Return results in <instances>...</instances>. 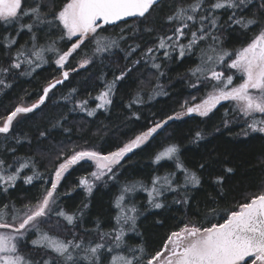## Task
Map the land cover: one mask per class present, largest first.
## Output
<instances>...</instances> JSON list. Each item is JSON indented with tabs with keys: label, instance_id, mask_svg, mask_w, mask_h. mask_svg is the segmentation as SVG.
I'll return each mask as SVG.
<instances>
[{
	"label": "snow or ice",
	"instance_id": "snow-or-ice-1",
	"mask_svg": "<svg viewBox=\"0 0 264 264\" xmlns=\"http://www.w3.org/2000/svg\"><path fill=\"white\" fill-rule=\"evenodd\" d=\"M53 65L35 102L22 96L0 112V264H264V160L254 188L229 201L236 168L209 153L193 169L169 136L149 158L154 166L171 162L170 170L154 167L147 179L119 182L133 156L185 117L211 118L223 109L217 132L238 126L237 138L264 135V0H0V94ZM179 65L185 70L170 75ZM129 81L134 87L110 150L83 147L70 135L58 140L72 132L63 114L34 132L17 130L64 88L59 100L70 112L108 113ZM177 81L187 98L170 113L145 114ZM205 139L196 130L190 143ZM82 162L85 173L68 184ZM205 172L214 194L200 200ZM109 183L119 187L108 226L97 217L89 227L94 191ZM77 191L85 198L69 205ZM138 193L146 194L143 203ZM172 205L184 215L149 244L139 221Z\"/></svg>",
	"mask_w": 264,
	"mask_h": 264
},
{
	"label": "trees",
	"instance_id": "trees-1",
	"mask_svg": "<svg viewBox=\"0 0 264 264\" xmlns=\"http://www.w3.org/2000/svg\"><path fill=\"white\" fill-rule=\"evenodd\" d=\"M233 44H236L237 37H233ZM232 46V45H230ZM55 66H47L45 70L41 71L35 79L21 77L13 86L11 90L0 94V112L4 107H12L17 103H20L19 97H24L25 102L30 104L37 99V93L40 90L41 84L44 82V78L48 77L54 72ZM185 70V65L175 66L170 73L173 77L177 73H182ZM95 72V69L92 70ZM88 73H83L80 76H76L72 81L73 85L78 84L83 80V77ZM67 83V82H66ZM134 87L131 81L127 85L121 87L117 96L114 97V104L111 111L108 113L98 112L94 117H88L86 113L70 112L72 107L68 104L65 107V102L59 100L62 94L67 93V88L61 89L57 92L56 97L47 102L46 106H42L41 110H37L34 113L27 114V116L21 120L18 131L34 132L37 125H42L53 116H59L61 114L68 117L65 127L72 128V132L58 134L57 139H63L65 136L70 135L74 143L82 145L83 147H96L97 149L103 148L104 150H110L115 140V135L118 125H121L124 120L123 103L127 101V93ZM170 96H158L151 101V106H146L144 113L149 112H171L178 106V101L187 98V86L183 82L177 81L175 87L170 89ZM28 94H31L29 96ZM202 94V93H201ZM58 102V103H57ZM223 109L216 112L211 118H201L198 116L185 117L181 121H176L161 135L156 137L152 144L143 152H139L132 157V161L126 165L121 171L119 176L120 184L130 180H142L147 179L154 167L159 168L160 172L170 170L172 168L171 162H164L163 167L154 166L151 164V153L162 143L166 142V138L171 136L175 141L179 142L182 146V158L188 164L189 167L195 169L197 163L202 158H207L209 153H212L219 159L221 163L227 162L228 166H234L236 172L231 175L227 181V199L230 201L233 196L239 194L244 189H253L255 184L259 182L262 176V169L258 167V162L264 160V135L255 133L249 137H236V133L240 131L238 126H233L232 131L227 129L217 132L216 128L220 124L221 113ZM143 123V121H141ZM139 127V125H137ZM196 130L204 131L206 139L201 141L199 145L191 144L190 139L192 134ZM33 144V149H35ZM29 149L27 146L21 149L22 152H27ZM88 168V164L82 163V166H78L73 170L72 174L68 176L67 183L71 184L75 181L76 177L83 175ZM219 169V165L216 166ZM206 179L204 181V187L197 193V197L200 200H204L207 194H214V188L210 181L207 179L208 173H204ZM119 185L109 183L107 187L100 185L91 198V205L88 216L86 217V223L89 227L97 217L105 221V227L108 226V218L113 214L110 207L111 201L114 195L118 191ZM38 191L37 188H31V191L27 195H32ZM17 196L25 195L24 192L15 193ZM85 198L82 191L73 193V196L67 201L69 205H79ZM146 198L145 193H138V202L143 203ZM159 215L146 214L139 221L140 231L144 234V238L152 244L159 242L161 238L169 231L173 225L177 223V219L184 215V209L177 205H172L168 210H156ZM157 220H164L163 226L156 223ZM137 238H133L135 242Z\"/></svg>",
	"mask_w": 264,
	"mask_h": 264
},
{
	"label": "rangeland",
	"instance_id": "rangeland-1",
	"mask_svg": "<svg viewBox=\"0 0 264 264\" xmlns=\"http://www.w3.org/2000/svg\"><path fill=\"white\" fill-rule=\"evenodd\" d=\"M82 163H84V162H82Z\"/></svg>",
	"mask_w": 264,
	"mask_h": 264
}]
</instances>
